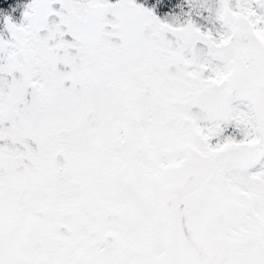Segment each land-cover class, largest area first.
<instances>
[{
	"label": "snow or ice",
	"instance_id": "1",
	"mask_svg": "<svg viewBox=\"0 0 264 264\" xmlns=\"http://www.w3.org/2000/svg\"><path fill=\"white\" fill-rule=\"evenodd\" d=\"M0 264H264V0H0Z\"/></svg>",
	"mask_w": 264,
	"mask_h": 264
}]
</instances>
